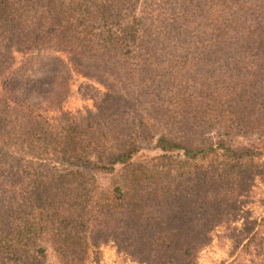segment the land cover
<instances>
[{
    "label": "trees",
    "instance_id": "16d2710c",
    "mask_svg": "<svg viewBox=\"0 0 264 264\" xmlns=\"http://www.w3.org/2000/svg\"><path fill=\"white\" fill-rule=\"evenodd\" d=\"M69 68L94 112L63 111ZM263 158L264 0H0V264H197L223 227L264 251V215L231 228Z\"/></svg>",
    "mask_w": 264,
    "mask_h": 264
},
{
    "label": "rangeland",
    "instance_id": "374dc122",
    "mask_svg": "<svg viewBox=\"0 0 264 264\" xmlns=\"http://www.w3.org/2000/svg\"><path fill=\"white\" fill-rule=\"evenodd\" d=\"M143 3L145 0H142ZM139 10V8H138ZM43 56H60L59 54H53L50 52H44ZM69 73H66V78L69 81L66 85V99L63 104V111L71 112L72 114H85L87 112H94L98 105V102L102 98L105 89L97 84L94 80L85 78L80 74H77L71 68ZM39 77V76H38ZM65 83V81H64ZM47 89V87L45 88ZM41 95L47 94V90H39ZM38 91V92H39ZM57 113L55 111L47 112L48 117H53ZM216 141V136L215 140ZM240 142H243L240 140ZM147 153L142 152L138 157L142 160ZM222 152H219L217 158L224 160ZM207 161L197 160L196 162L207 163ZM264 160V158H263ZM195 162V163H196ZM103 183H107L106 179H103ZM254 196L245 198V203L241 210V216H239L232 224L231 228L238 227L243 228L244 218L250 216L252 218H260L264 215V184L260 181L254 188ZM244 217V218H243ZM247 240L240 246H237L236 238L234 234L229 235L226 233V228H219L213 235L211 244L201 251L197 264H236L238 261L244 264H264V251L255 250L253 254L248 256V250L243 249ZM250 261L248 262V260ZM45 264H62L51 247H47V260ZM85 264H141L134 260L131 256L125 254L120 250L113 242H99L93 243L87 253Z\"/></svg>",
    "mask_w": 264,
    "mask_h": 264
}]
</instances>
